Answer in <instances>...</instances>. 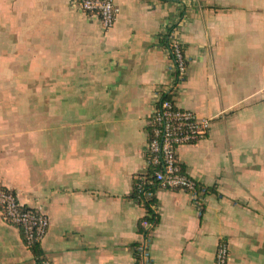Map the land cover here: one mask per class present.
Masks as SVG:
<instances>
[{
	"label": "crops",
	"instance_id": "0c3cea01",
	"mask_svg": "<svg viewBox=\"0 0 264 264\" xmlns=\"http://www.w3.org/2000/svg\"><path fill=\"white\" fill-rule=\"evenodd\" d=\"M114 26L73 0H0V187L49 226L52 264H134L145 209L149 121L170 84L168 37L187 69L172 90L211 119L182 145L183 172L201 188H157L153 264H264V0H115ZM0 264H34L0 210Z\"/></svg>",
	"mask_w": 264,
	"mask_h": 264
},
{
	"label": "built area",
	"instance_id": "2783aa9c",
	"mask_svg": "<svg viewBox=\"0 0 264 264\" xmlns=\"http://www.w3.org/2000/svg\"><path fill=\"white\" fill-rule=\"evenodd\" d=\"M73 6L89 15L100 19L104 30L111 29L117 19L118 8L115 0H73ZM169 52L173 59V73L170 84H166L159 91L154 113L149 121L146 158L148 171L151 170L150 180L145 176H138L136 189L143 192L145 198L152 196L145 191L146 185L153 182L157 188L177 189L188 193L191 200L200 204L199 186L197 182L186 175L177 158V149L207 136L211 119L201 117L192 110L183 109L172 99L173 88L181 82L186 74L187 62L180 41L175 36L168 37ZM144 208V202L140 203ZM155 211L156 208L154 207ZM0 210L4 220L21 232L25 246L32 251L36 245H41L48 231L49 221L41 209L25 207L9 189L0 187ZM157 212V211H156ZM140 227L149 232L143 240L134 247V264H153L148 253V242L151 238V224L144 219ZM228 248L220 243L216 252L217 264H226ZM34 264H52L44 257L34 258Z\"/></svg>",
	"mask_w": 264,
	"mask_h": 264
},
{
	"label": "trees",
	"instance_id": "16d2710c",
	"mask_svg": "<svg viewBox=\"0 0 264 264\" xmlns=\"http://www.w3.org/2000/svg\"><path fill=\"white\" fill-rule=\"evenodd\" d=\"M151 170H149V172L147 173L146 177L150 180H153L151 178ZM136 185L137 182H134V189H133V198L137 199L139 201V203L144 202V209L146 211V215L143 217L144 220H147L150 224H151V230H154V228L158 225L159 222V216L157 214V212L155 211L154 207H156L157 205V200L155 197V192L157 189V185L153 182L151 185H146L145 187V191L151 192L152 196L150 198H145L143 196V192H139L136 189ZM201 191V188L199 187L198 192ZM139 231L144 234L145 236L148 234V230L146 229H142V227L139 226ZM32 253L34 255L35 259H39V258H44L45 255L43 253V251L41 250L40 245H36L32 248Z\"/></svg>",
	"mask_w": 264,
	"mask_h": 264
}]
</instances>
